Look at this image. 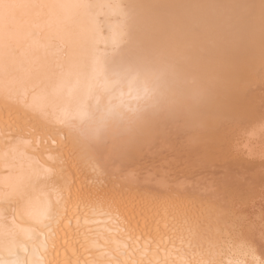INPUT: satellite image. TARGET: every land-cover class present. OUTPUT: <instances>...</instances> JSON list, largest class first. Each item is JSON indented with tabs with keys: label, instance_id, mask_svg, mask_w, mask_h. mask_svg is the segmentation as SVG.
Here are the masks:
<instances>
[{
	"label": "bare ground",
	"instance_id": "6f19581e",
	"mask_svg": "<svg viewBox=\"0 0 264 264\" xmlns=\"http://www.w3.org/2000/svg\"><path fill=\"white\" fill-rule=\"evenodd\" d=\"M183 1L0 0V264L139 259L121 247L137 239L154 242L148 259L161 244L174 264H264L223 206L110 184L157 123L195 119L230 85L248 0ZM141 197L158 229L124 210Z\"/></svg>",
	"mask_w": 264,
	"mask_h": 264
},
{
	"label": "rangeland",
	"instance_id": "374dc122",
	"mask_svg": "<svg viewBox=\"0 0 264 264\" xmlns=\"http://www.w3.org/2000/svg\"><path fill=\"white\" fill-rule=\"evenodd\" d=\"M168 1L170 11L182 8L185 4L183 0ZM263 1L264 0H248L247 5V0H245L246 5L241 4L243 11L241 10V5L237 8H240L242 13H240L239 10H235L237 16L247 13L248 11H245L247 10L246 8H248V10L250 9L249 15L247 13L248 17L243 15L244 19H240L242 23L236 21L240 18L239 16L238 19L235 20L237 24L241 23L237 26L241 29L240 32L243 37L241 40L242 42L240 41L242 46H240L239 50L236 49V53L234 50V52L232 51L231 53L234 56V63L232 62L230 68L235 69L234 71L232 69L231 74L235 77L238 75V79L232 78V75H230V77L235 83H233V80L229 77L230 82L228 84L230 85H226L229 86V88L224 86L225 84H221L223 85L222 89L218 86H214L216 89H213L217 90V92L213 93L214 90H212L211 93H213V96L211 97H213V99H211V101L209 100L211 103L209 101V104L206 103V110L202 108L205 107V105L202 107L194 106L195 108L197 107V113L199 114L198 117L194 116L197 118H195L196 120L192 118V116L190 117L194 120L190 121L187 119L189 117L188 115H191L190 113H187V118H185V115L183 116L188 109L185 111L183 109V117L180 116L182 112H178L180 115L175 114L177 117H181L180 120L185 118L190 121L189 124L185 119L183 120L184 123L182 120H178V122H176L177 124H174V120L171 122V117L166 119L168 121L170 120V122L167 121V124L163 122L165 125L164 129L162 126L163 124H159L162 126L160 127L161 129H158L159 127L156 128L158 125L157 123L153 129L155 131H152L153 133L150 132L151 135L148 134V136H146L147 141L143 140L145 143L142 141L137 147L135 145V148H132L133 153L132 156L130 155L131 159L127 162L125 159L122 160L123 163L125 161L127 167L125 166L126 169L121 172H125V180L129 178L127 175H130V173L135 170V173L139 172L138 175H143L144 180L148 181L151 179L147 171L150 166L147 161H145L143 165H141L140 162L144 160L145 157H153L158 153H162L163 155L160 159L171 161L175 167L170 171V181H162L158 184V191H166L168 193L166 194L168 198H174L172 200H174L173 202L176 201L177 204L180 203L184 205V203H186L187 205L191 203L195 204L196 202L197 205H200L201 201L205 200L208 204H212L207 206L208 204L204 201V203L202 202L204 208L206 206L213 207L212 205H215L213 207L215 208L216 204L218 208L223 206L224 208H221L227 211L228 214L225 212L227 215L222 216L224 220L228 221L232 236L250 244L264 260V43L262 42L264 40V26H262V28L259 27L260 31H256L258 28L255 29V24L253 25V21L256 23L258 19L259 22L264 21ZM244 6H246V8H244ZM231 25L230 29L233 28L232 30L236 29V31L238 30L239 32L236 23L233 22ZM233 25H235L236 28L233 27ZM255 36L258 39H256ZM235 67H237L238 70H236ZM239 70H241L243 74L242 72L240 73ZM245 72L249 73L246 75L244 74ZM242 75L246 79L249 76V79L246 80L243 78V82L241 80L242 83L238 84L240 82H238V80L243 77ZM219 89L220 91H218ZM194 107L193 111L196 112ZM201 108L204 110H201ZM175 115L173 117L177 119ZM168 123L170 125H168ZM172 123L174 125H172ZM224 136L231 138L230 144L234 150V155L231 159L210 160L207 166H193L190 163L205 155L211 156L212 153L218 152L219 148L217 145ZM147 137L151 139H147ZM151 167L154 171L155 161H153ZM142 168H144L145 171ZM221 172L242 174L246 177V181H250V183H241L236 190V195L227 202L205 198L206 194L203 192L204 182L215 179L216 177L213 176V173ZM114 180V178L112 180L110 179V184H112ZM122 180H124V178L119 179L121 182ZM155 193L156 192L153 194ZM188 199H190L189 202H192L187 203ZM205 203L207 205H205Z\"/></svg>",
	"mask_w": 264,
	"mask_h": 264
},
{
	"label": "snow or ice",
	"instance_id": "6c2138e0",
	"mask_svg": "<svg viewBox=\"0 0 264 264\" xmlns=\"http://www.w3.org/2000/svg\"><path fill=\"white\" fill-rule=\"evenodd\" d=\"M230 137L224 136L221 142L217 145L219 148L218 152H214L211 156L205 155L204 157L191 161L190 163L193 166L202 165L207 166L210 160L215 159H231L234 155V150L230 144ZM162 153H158L153 157H145L140 163L143 165L145 161H147L150 166L147 171L150 180L145 181L143 175H137L130 179L121 182L119 180H114L112 182L113 191L123 192L125 189L129 191H139L143 193H154L157 192L158 184L162 181H170L171 175L170 171L175 167L171 161L161 160L160 157ZM153 161H155L154 171L151 167L153 165ZM144 171L145 169L142 168ZM163 173V175H162ZM215 179L210 181H205L203 188L204 193L206 194L205 198L212 199L216 201H229L236 195V190L241 183L248 182L246 181V177L242 174H231V173H213ZM103 187V184H101ZM147 197H141V202L137 204V201H125L123 203V208L125 211H128L129 204L131 205V212L129 215L132 217H138L137 225L142 220L145 224V227L148 228L150 224L156 225L158 229V218L153 215L152 204L147 203ZM119 206L117 207V212H119ZM163 239V238H162ZM152 241H146L144 245L140 244L139 239L133 242L132 246L125 244L121 247L124 248L126 255L130 254L131 257H136L137 254H140L139 259L135 258H126V259H108V260H85L83 264H174L173 260L169 256L168 247H161V244H156V250L153 254V258L148 259V252L151 250ZM168 244V242H167ZM161 251L163 255H161ZM66 264H72V261H67ZM75 264H81V261L77 260Z\"/></svg>",
	"mask_w": 264,
	"mask_h": 264
}]
</instances>
